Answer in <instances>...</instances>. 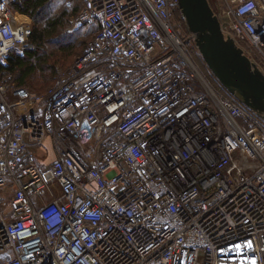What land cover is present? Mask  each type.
<instances>
[{
    "label": "built area",
    "instance_id": "1",
    "mask_svg": "<svg viewBox=\"0 0 264 264\" xmlns=\"http://www.w3.org/2000/svg\"><path fill=\"white\" fill-rule=\"evenodd\" d=\"M80 1L70 29H96L60 79L0 77V264H264V119L202 69L178 0ZM209 2L264 69V0ZM15 3L2 66L34 47Z\"/></svg>",
    "mask_w": 264,
    "mask_h": 264
},
{
    "label": "trees",
    "instance_id": "2",
    "mask_svg": "<svg viewBox=\"0 0 264 264\" xmlns=\"http://www.w3.org/2000/svg\"><path fill=\"white\" fill-rule=\"evenodd\" d=\"M52 4L53 0H16L13 7L19 13L32 18L29 40L34 47L24 53L11 52L7 65H0V77L11 73L17 85L31 92L41 93L60 79L92 37L85 38L86 25L71 32L65 31L67 25L71 24V16L80 8V0H77L72 13L59 0H55V14L51 13L49 9H53ZM177 14L184 19L180 10H177ZM198 60L213 83L222 87L220 81L210 72L205 60L201 57ZM224 92L231 97L227 89Z\"/></svg>",
    "mask_w": 264,
    "mask_h": 264
},
{
    "label": "water",
    "instance_id": "3",
    "mask_svg": "<svg viewBox=\"0 0 264 264\" xmlns=\"http://www.w3.org/2000/svg\"><path fill=\"white\" fill-rule=\"evenodd\" d=\"M203 59L222 85L264 119V69L226 35L209 0H178Z\"/></svg>",
    "mask_w": 264,
    "mask_h": 264
},
{
    "label": "rangeland",
    "instance_id": "4",
    "mask_svg": "<svg viewBox=\"0 0 264 264\" xmlns=\"http://www.w3.org/2000/svg\"><path fill=\"white\" fill-rule=\"evenodd\" d=\"M58 1V0H57ZM66 8L69 9V12H73V8L74 6L77 4V0H59ZM53 9H49L51 11V13H54L55 14V0H53ZM60 8V6L58 7V9ZM58 11V10H57ZM74 15V14H73ZM73 15L71 16V19L73 17ZM22 18L26 21H29L31 23V25H33V20L31 17L27 16L26 14H21ZM71 21V20H70ZM71 25L72 23L67 27L65 28V31L67 32H71L72 30L70 29L71 28ZM81 27V26H80ZM85 31H84V34H85V38L86 39H89L93 33V31L96 29V26L94 25H90V24H87L86 27H85ZM264 67V66H263ZM47 144L49 145V147L52 146V143L50 140L47 141ZM203 262V259H201L200 261V264H202Z\"/></svg>",
    "mask_w": 264,
    "mask_h": 264
},
{
    "label": "snow or ice",
    "instance_id": "5",
    "mask_svg": "<svg viewBox=\"0 0 264 264\" xmlns=\"http://www.w3.org/2000/svg\"><path fill=\"white\" fill-rule=\"evenodd\" d=\"M234 247L237 248V249H240V248L243 247V245H241V244H236V245H234ZM247 247H248V248H252V247H253L251 241H248V242H247ZM221 251H223V249H221ZM241 264H249V262H248V261H241ZM250 264H257V262H256L255 259H253V260L250 261Z\"/></svg>",
    "mask_w": 264,
    "mask_h": 264
}]
</instances>
